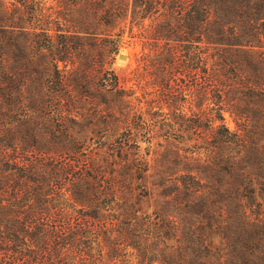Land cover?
<instances>
[{
  "label": "trees",
  "instance_id": "1",
  "mask_svg": "<svg viewBox=\"0 0 264 264\" xmlns=\"http://www.w3.org/2000/svg\"><path fill=\"white\" fill-rule=\"evenodd\" d=\"M0 264H264V0H0Z\"/></svg>",
  "mask_w": 264,
  "mask_h": 264
},
{
  "label": "rangeland",
  "instance_id": "2",
  "mask_svg": "<svg viewBox=\"0 0 264 264\" xmlns=\"http://www.w3.org/2000/svg\"><path fill=\"white\" fill-rule=\"evenodd\" d=\"M138 48V45L137 46H129V47H126V48H123L121 49L120 52H124L126 54V57L125 58H121L119 57V53L115 56V59H114V66L116 67L117 71L118 72H122L123 69L129 65V64H133L134 63V58H133V51L135 49ZM227 120L229 122V124H233V121L230 119V117L227 115Z\"/></svg>",
  "mask_w": 264,
  "mask_h": 264
},
{
  "label": "water",
  "instance_id": "3",
  "mask_svg": "<svg viewBox=\"0 0 264 264\" xmlns=\"http://www.w3.org/2000/svg\"><path fill=\"white\" fill-rule=\"evenodd\" d=\"M119 57H121V58H125V57H126V54H125L124 52H120V53H119Z\"/></svg>",
  "mask_w": 264,
  "mask_h": 264
}]
</instances>
